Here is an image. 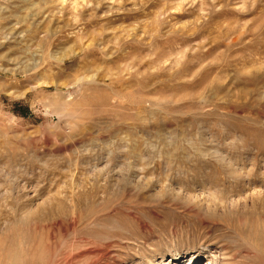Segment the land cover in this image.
Instances as JSON below:
<instances>
[{
    "label": "rangeland",
    "instance_id": "374dc122",
    "mask_svg": "<svg viewBox=\"0 0 264 264\" xmlns=\"http://www.w3.org/2000/svg\"><path fill=\"white\" fill-rule=\"evenodd\" d=\"M253 226L264 0H0V264L164 243L264 264Z\"/></svg>",
    "mask_w": 264,
    "mask_h": 264
},
{
    "label": "bare ground",
    "instance_id": "6f19581e",
    "mask_svg": "<svg viewBox=\"0 0 264 264\" xmlns=\"http://www.w3.org/2000/svg\"><path fill=\"white\" fill-rule=\"evenodd\" d=\"M245 241L255 253L264 258V228L260 226L249 227ZM104 256L106 257V254ZM104 256L101 255L99 260H103ZM226 257L224 248L213 243L189 244L184 247L164 243L161 246L133 247L130 254H117L112 260H115V264H227ZM114 263L112 262V264ZM94 264L110 263L95 262Z\"/></svg>",
    "mask_w": 264,
    "mask_h": 264
}]
</instances>
